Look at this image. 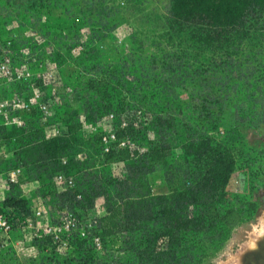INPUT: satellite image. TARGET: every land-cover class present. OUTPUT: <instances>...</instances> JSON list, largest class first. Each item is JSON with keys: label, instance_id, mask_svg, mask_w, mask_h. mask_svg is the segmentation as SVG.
I'll return each instance as SVG.
<instances>
[{"label": "rangeland", "instance_id": "obj_1", "mask_svg": "<svg viewBox=\"0 0 264 264\" xmlns=\"http://www.w3.org/2000/svg\"><path fill=\"white\" fill-rule=\"evenodd\" d=\"M169 3L0 0V129L7 131L6 137L0 134V145L7 144L0 188L9 184L7 172L18 167L31 147L15 139L29 134L33 122L29 144L33 147L43 138L64 137L68 124L79 122L74 159L89 163L92 138L117 123L111 116L124 115L134 129L132 138L143 133L144 142L158 138L157 116L162 111L203 132L205 119L196 121L187 105L200 106L212 91L218 121L217 128L207 133L225 142L236 157L237 170L225 194L243 219L222 239L199 244L207 248L201 264H243L245 253L264 237V43L239 46L242 65L236 66L242 69L229 79L220 71L206 77L203 68L217 56L195 53L197 45L185 32L169 31ZM175 105L183 106L180 117ZM9 131L14 132L10 138ZM139 147L141 152L147 150ZM160 168L150 177L152 192L167 195L169 187ZM95 169L102 170L99 165ZM111 172L122 179L125 165L114 164ZM55 177L59 190H72L56 185ZM69 177L77 184L75 175ZM22 195L29 213L16 214L17 226L8 248L0 250V264H141L137 252L142 248L135 245V238H102L104 199L75 214L59 209L52 194ZM5 198L0 193V204ZM70 214L76 218V228L69 225ZM197 238L193 235L188 241ZM161 242L159 250L165 246Z\"/></svg>", "mask_w": 264, "mask_h": 264}, {"label": "trees", "instance_id": "obj_2", "mask_svg": "<svg viewBox=\"0 0 264 264\" xmlns=\"http://www.w3.org/2000/svg\"><path fill=\"white\" fill-rule=\"evenodd\" d=\"M168 15L169 31L185 32L197 45L195 53L211 52L217 56L211 66H202L206 77L220 71L229 79L242 69L236 66L242 65L239 46L246 42L256 46L264 43V0H170ZM175 106L180 117L183 106ZM215 106L212 91L200 106L187 105L192 107L196 121L205 119L203 132L196 124L183 122L176 114L164 111L157 116L158 138L154 141L144 142L143 133L132 138V127L118 130L119 139L135 141L147 148L145 152L124 148L104 153L101 134L95 135L89 163L74 159L78 151L74 145L81 133L79 122L69 123L64 137L43 138L34 147L29 145L33 122L29 134L24 132L15 139L31 146L24 151L18 166L24 168L23 178L40 183L44 195H54L59 209L76 214L92 209L98 199H104L106 214L99 220L102 238L114 235L135 238V245L142 248L137 252L141 264H201L207 248L199 244L222 239L243 219L242 211L225 194L237 170L236 157L225 142L207 133V129L217 128ZM4 130L1 128L0 134L6 137ZM35 131L42 137L41 131ZM8 133V138L14 135L13 131ZM119 163L125 165L122 179L111 172V166ZM97 165L102 170H96ZM70 166L80 169H68ZM162 166L169 193L154 195L150 177ZM60 173L75 175L76 187L59 190L53 178ZM10 190L3 211L11 213L16 227V214L29 213V209L19 186L12 185ZM193 235L200 238L190 243L188 238ZM160 241L165 245L162 250Z\"/></svg>", "mask_w": 264, "mask_h": 264}, {"label": "built area", "instance_id": "obj_3", "mask_svg": "<svg viewBox=\"0 0 264 264\" xmlns=\"http://www.w3.org/2000/svg\"><path fill=\"white\" fill-rule=\"evenodd\" d=\"M28 111H32L31 107H27ZM111 121L117 122L114 126L111 125L110 128L101 134V144L103 147L104 153H109L112 150H120L127 148L131 151H140L139 144L135 141H132L128 138L119 139L118 138V130L123 129L125 127H129L130 121L125 119L123 115L121 117H110ZM21 124V122H20ZM1 125V123H0ZM8 125V122H6ZM6 147L4 145H0V178L2 176V169L6 163L7 155H6ZM63 163H66V160H63ZM24 175V168L21 166L15 167L12 170L7 172V180L9 184L17 185L21 182ZM55 183L58 186H61L65 189H73L76 186V182L74 178L67 176L64 173L57 174L55 177ZM4 206L0 204V248H5L8 246V242L11 239V234L14 230V217L10 212L3 211ZM40 215V211L38 212ZM70 223L73 228H76V218H74L73 214H70Z\"/></svg>", "mask_w": 264, "mask_h": 264}, {"label": "crops", "instance_id": "obj_4", "mask_svg": "<svg viewBox=\"0 0 264 264\" xmlns=\"http://www.w3.org/2000/svg\"><path fill=\"white\" fill-rule=\"evenodd\" d=\"M159 173L160 172L157 171L154 174H159ZM34 183L36 184V186L31 187V185H33V182H29L25 178H22V180H21V182L19 184L20 185L19 188L21 190V194H43L42 188L40 186V183L39 184H38V182H34ZM11 186L12 185H9V184L5 183L3 185V187L0 188V193L3 194L4 198L11 191L10 190Z\"/></svg>", "mask_w": 264, "mask_h": 264}, {"label": "flooded vegetation", "instance_id": "obj_5", "mask_svg": "<svg viewBox=\"0 0 264 264\" xmlns=\"http://www.w3.org/2000/svg\"><path fill=\"white\" fill-rule=\"evenodd\" d=\"M243 264H264V237L257 248L250 249L245 253Z\"/></svg>", "mask_w": 264, "mask_h": 264}]
</instances>
